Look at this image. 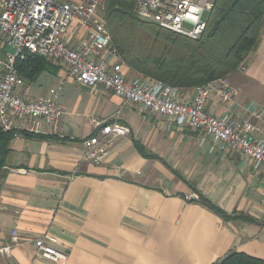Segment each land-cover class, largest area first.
<instances>
[{"label":"crops","instance_id":"1","mask_svg":"<svg viewBox=\"0 0 264 264\" xmlns=\"http://www.w3.org/2000/svg\"><path fill=\"white\" fill-rule=\"evenodd\" d=\"M66 38L77 44L80 28ZM104 61L112 67L119 58L106 53ZM123 71L130 79L138 74L126 65ZM227 79L238 92L239 116L264 111V28ZM59 86L64 119L42 132L55 138H14L0 170V249L13 230L22 241L10 255L0 254V264H217L231 252L264 262V168L253 171L248 159L220 152L188 127L140 114L103 87L79 85L63 68L20 92L35 100ZM195 95L196 88L182 91L185 101ZM208 111L222 113L216 98ZM117 112L131 134L102 164L83 160L94 121ZM195 194L236 218L188 200ZM44 234L59 239L67 262L36 258L34 240Z\"/></svg>","mask_w":264,"mask_h":264},{"label":"built area","instance_id":"2","mask_svg":"<svg viewBox=\"0 0 264 264\" xmlns=\"http://www.w3.org/2000/svg\"><path fill=\"white\" fill-rule=\"evenodd\" d=\"M106 5L107 0H0V130L42 134L45 127L56 128L64 119L65 109L58 101L61 86L51 89L45 98L29 100L21 94L26 82L16 63L29 53L66 69L79 85L103 87L125 105L136 106L140 114L161 118L168 127H188L220 152L230 151L248 159L253 171L263 169L264 111L239 116L238 92L227 78L196 88L192 101L182 98V90L141 74L128 78L108 29ZM213 8V0H136L135 14L144 22L198 40L207 30ZM74 25L80 28L81 38L70 45L66 37ZM9 47L15 53L8 52ZM106 53L116 55L118 63L110 67L104 61ZM212 97L221 105L220 115L208 111ZM120 115L117 112L94 121L93 135L83 142V160L102 164L116 141L131 134ZM22 172L11 170L14 174ZM188 200L200 201V197L195 194ZM21 244L19 232L13 230L10 243L0 249V254L10 255L12 248ZM34 244L37 259L67 262V256L56 248L57 237L44 234Z\"/></svg>","mask_w":264,"mask_h":264},{"label":"trees","instance_id":"3","mask_svg":"<svg viewBox=\"0 0 264 264\" xmlns=\"http://www.w3.org/2000/svg\"><path fill=\"white\" fill-rule=\"evenodd\" d=\"M207 30L190 40L140 20L136 0H107V25L114 47L132 71L180 90L202 87L228 78L258 46L264 28V0H213ZM16 68L27 84L43 73L56 75L59 68L47 59L26 53ZM55 138L50 135L0 130V170L5 166L15 135ZM142 152V148L138 146ZM224 219H234L200 197ZM217 264H264L263 261L231 252Z\"/></svg>","mask_w":264,"mask_h":264},{"label":"rangeland","instance_id":"4","mask_svg":"<svg viewBox=\"0 0 264 264\" xmlns=\"http://www.w3.org/2000/svg\"><path fill=\"white\" fill-rule=\"evenodd\" d=\"M106 9H107V5H106ZM105 19L107 20L106 11H105ZM7 50H8V52H10V53H15V49H14V48L9 47ZM52 65H53V64H52Z\"/></svg>","mask_w":264,"mask_h":264}]
</instances>
